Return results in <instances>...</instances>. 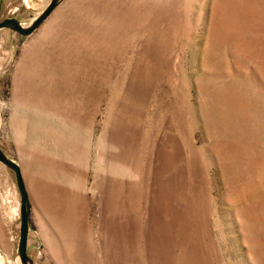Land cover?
<instances>
[{
	"label": "rangeland",
	"instance_id": "obj_1",
	"mask_svg": "<svg viewBox=\"0 0 264 264\" xmlns=\"http://www.w3.org/2000/svg\"><path fill=\"white\" fill-rule=\"evenodd\" d=\"M0 144L34 264H264V0H60L0 29ZM20 204L0 162V264Z\"/></svg>",
	"mask_w": 264,
	"mask_h": 264
},
{
	"label": "water",
	"instance_id": "obj_2",
	"mask_svg": "<svg viewBox=\"0 0 264 264\" xmlns=\"http://www.w3.org/2000/svg\"><path fill=\"white\" fill-rule=\"evenodd\" d=\"M60 0H51L47 7L30 23L24 24L15 17H8L0 21V29L12 28L22 35H31L54 11ZM0 162L12 169L15 173L16 183L19 189L20 204V236L18 252L22 264H34L32 257L28 253L31 198L22 166L16 160L10 158L0 144Z\"/></svg>",
	"mask_w": 264,
	"mask_h": 264
},
{
	"label": "bare ground",
	"instance_id": "obj_3",
	"mask_svg": "<svg viewBox=\"0 0 264 264\" xmlns=\"http://www.w3.org/2000/svg\"><path fill=\"white\" fill-rule=\"evenodd\" d=\"M51 0H48V2H50ZM2 261V259H0V262Z\"/></svg>",
	"mask_w": 264,
	"mask_h": 264
}]
</instances>
